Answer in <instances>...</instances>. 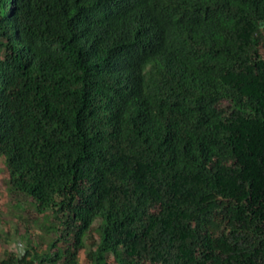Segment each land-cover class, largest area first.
I'll return each mask as SVG.
<instances>
[{
    "label": "trees",
    "instance_id": "obj_1",
    "mask_svg": "<svg viewBox=\"0 0 264 264\" xmlns=\"http://www.w3.org/2000/svg\"><path fill=\"white\" fill-rule=\"evenodd\" d=\"M1 165L0 264H264V0H0Z\"/></svg>",
    "mask_w": 264,
    "mask_h": 264
},
{
    "label": "rangeland",
    "instance_id": "obj_2",
    "mask_svg": "<svg viewBox=\"0 0 264 264\" xmlns=\"http://www.w3.org/2000/svg\"><path fill=\"white\" fill-rule=\"evenodd\" d=\"M2 167L0 173V257L4 250L21 251L26 244L40 249L46 246L53 230L51 225L58 224L51 213H38L31 198L23 193L11 194L7 186L6 171ZM43 223V224H42ZM64 245L63 242L60 243ZM80 261L86 263L83 252Z\"/></svg>",
    "mask_w": 264,
    "mask_h": 264
}]
</instances>
